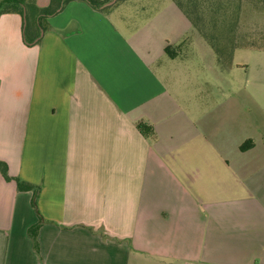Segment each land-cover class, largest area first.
I'll return each mask as SVG.
<instances>
[{
	"label": "crops",
	"instance_id": "crops-1",
	"mask_svg": "<svg viewBox=\"0 0 264 264\" xmlns=\"http://www.w3.org/2000/svg\"><path fill=\"white\" fill-rule=\"evenodd\" d=\"M115 1L70 0L31 44L0 16V161L43 219L36 251L34 191L0 175V264H264V49L224 65L258 54L251 93L216 88L170 51L176 5L136 25Z\"/></svg>",
	"mask_w": 264,
	"mask_h": 264
},
{
	"label": "rangeland",
	"instance_id": "rangeland-1",
	"mask_svg": "<svg viewBox=\"0 0 264 264\" xmlns=\"http://www.w3.org/2000/svg\"><path fill=\"white\" fill-rule=\"evenodd\" d=\"M217 2L218 0L214 2L211 1V7L214 11L217 8L215 13L219 14H212L213 26H210L214 28L208 30L215 38L217 44L222 41L227 43L229 42L228 40L232 42L236 40H248V42L264 48L263 2L255 0H220V4L216 5ZM208 3L209 2H207V5L209 6ZM114 5L122 9V16H120L119 19L122 17L129 23L134 24L136 22V25H139V23L142 25L146 16H150L157 10L169 7L173 4L170 0H116ZM115 17L113 15V19ZM120 28L125 33L128 32L126 27L120 25ZM185 40L186 43H184V46H181ZM176 42L177 41L172 42L170 51H172L173 54H177V56L185 58V64L190 66L195 78H198L200 81L207 79L213 83L216 88L223 85L234 89L243 87L244 89L246 88L248 92H252V83L251 81L247 82V80H251V76L257 71L259 64L262 65L261 62H259L257 53L251 50H237L232 59V70L225 71L224 65L227 64L229 59L223 56L222 58L225 59L220 61L221 63H218L221 67L218 68L216 64L218 57L212 51L207 41H205L196 30L190 31L185 35L183 33L178 43ZM210 58L215 62L214 65L217 72L215 76L208 72L205 66V60H210ZM237 66L245 70L237 71ZM174 69L175 65L173 64L172 70ZM242 91L244 92V99H242V102H246L245 90L242 89ZM252 99L247 98V102H252L254 100L258 101V97L253 94ZM249 116L251 117L252 115Z\"/></svg>",
	"mask_w": 264,
	"mask_h": 264
},
{
	"label": "trees",
	"instance_id": "trees-1",
	"mask_svg": "<svg viewBox=\"0 0 264 264\" xmlns=\"http://www.w3.org/2000/svg\"><path fill=\"white\" fill-rule=\"evenodd\" d=\"M69 1L70 0H50L49 4L45 8L40 9L36 7L34 0H2L0 2V16L3 14H10V13H15L20 15L24 21V30H23L24 41L27 44H31L33 43L35 38L39 37L40 29H45V26L43 25L44 19L52 14H55ZM77 1L86 3L92 9L100 10L101 7H103L107 2L111 0H77ZM170 1L174 5H176V7L182 12L184 17L188 20L191 28L190 31L196 30L198 34L205 41H207L209 46H211L212 51L218 57V63L223 59H225L222 58L224 56L227 59H229V61L227 62V64H229L232 54L236 49L261 48L251 42H248V40L245 41L236 40L235 41L236 43L232 42L231 40H228L229 42L227 43L222 41L217 44L213 35L208 32L209 29L211 30L214 28L210 26L212 25V18H213L212 14L215 15L219 14V13H215L217 8L214 11V9L211 7V1L214 2L216 0H170ZM255 1H260L264 3V0H255ZM207 2H209L208 3L209 6L207 5ZM218 2L216 3V5L220 4V0H218ZM137 128L140 131V133H142L143 135L154 138L153 130L149 125L145 123H139L137 125ZM0 175L7 182L13 181L15 183V187L17 191H31V190L34 191L31 204L38 216V223L29 227L27 230V234L32 239L33 247L37 251L38 244L36 241V236L38 229L43 222V219L38 213L36 206V195L38 190L36 187L32 186L31 184L25 181H22L19 178H11L8 173L7 165L2 161H0Z\"/></svg>",
	"mask_w": 264,
	"mask_h": 264
}]
</instances>
